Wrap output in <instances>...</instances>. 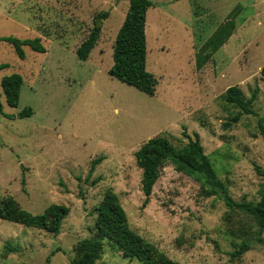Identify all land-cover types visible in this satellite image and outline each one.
Listing matches in <instances>:
<instances>
[{
	"label": "rangeland",
	"instance_id": "obj_1",
	"mask_svg": "<svg viewBox=\"0 0 264 264\" xmlns=\"http://www.w3.org/2000/svg\"><path fill=\"white\" fill-rule=\"evenodd\" d=\"M149 1L152 97L109 75L127 0H0V39L40 38L46 50L24 46L20 59L12 44L0 41V82L22 77L16 108L0 98V198L12 197L34 215L53 204L69 208L57 236L0 220V264H69L73 247L91 236L93 209L109 190L130 229L178 264H264V229L243 209L202 196L199 183L171 164L143 205L134 157L149 139L166 138L180 150L197 136L233 202H258L264 0ZM100 11L109 13L100 39L89 58L79 60L76 49ZM231 21L233 30L219 43ZM234 86L246 100L255 96L254 115L225 103V91ZM25 108L32 115L18 118ZM243 244L249 249L233 257ZM6 246L14 250L4 257ZM96 264L141 263L105 243Z\"/></svg>",
	"mask_w": 264,
	"mask_h": 264
},
{
	"label": "trees",
	"instance_id": "obj_2",
	"mask_svg": "<svg viewBox=\"0 0 264 264\" xmlns=\"http://www.w3.org/2000/svg\"><path fill=\"white\" fill-rule=\"evenodd\" d=\"M129 3L123 23L121 24L113 44V64L109 71L110 77L152 97L155 93L157 81L153 74L146 69V14L153 4L149 0H127ZM109 17L107 11H100L92 18V26L88 35L76 49L79 60H87L91 51L97 45L103 24ZM234 28L229 22L227 30L221 33L218 42ZM7 41L14 47L20 59L25 58L24 46H29L33 51L45 53L40 38L32 40H18L14 38L0 39ZM264 77V69L261 71ZM22 77L13 74L4 77L0 82L1 92L8 106H18ZM255 99L253 95L246 100L238 87H230L225 91L224 101L231 107L238 108L244 114L254 115L251 109ZM31 108H25L17 114L18 118H28L32 115ZM0 114L2 107L0 103ZM14 118L15 116H10ZM241 114L233 116L232 121L238 123ZM259 132L264 140L263 119L258 120ZM136 166L141 170V191L145 197L143 205H147L153 187L160 176V171L171 164L178 173L185 174L199 183L201 195L210 198L217 197L225 202L231 209H243L260 229H264V186L259 191L257 203L237 205L228 195L226 186L216 178L215 171L204 155L203 148L196 136L182 149L176 150L170 142L163 137L147 140L134 154ZM97 161V160H96ZM92 162V167L96 164ZM99 161H97L98 163ZM256 172L264 179V171L256 167ZM94 227L90 229L91 236L79 241L73 247V256L69 264H96L104 253L105 243L121 253L122 257L134 260L141 264H178L166 254L159 251L153 244L133 232L128 224L126 213L121 207L117 196L107 191L102 201L94 207ZM69 215V208L64 205L53 204L45 209L42 214H32L21 207L12 197L0 198V220L15 223L27 228H33L57 236L60 234L62 224ZM264 244V241H263ZM249 246L243 244L240 250L232 256H240L247 251ZM14 249L6 246L4 257Z\"/></svg>",
	"mask_w": 264,
	"mask_h": 264
}]
</instances>
